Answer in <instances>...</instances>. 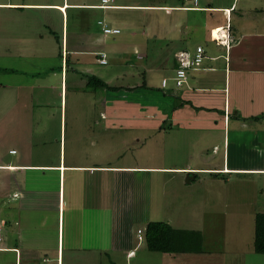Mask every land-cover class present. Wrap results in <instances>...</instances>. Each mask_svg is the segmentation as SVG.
I'll return each mask as SVG.
<instances>
[{"label": "crops", "instance_id": "1", "mask_svg": "<svg viewBox=\"0 0 264 264\" xmlns=\"http://www.w3.org/2000/svg\"><path fill=\"white\" fill-rule=\"evenodd\" d=\"M242 1L109 0L105 7L101 0H0V264H127L147 249L146 226L161 222L142 211L144 202L158 203L152 175L160 173L186 172V183L208 176L203 181L217 198L229 176H249L263 200L249 208L254 235V217L264 213V0ZM102 26L120 32L106 35ZM197 47L201 64L176 86L178 58ZM117 71L127 82L110 86ZM48 74L59 75V86ZM91 77L106 84V98L70 105L67 138L68 90L98 94L86 85ZM57 90L55 107L44 95ZM57 108L58 130L50 133ZM96 111L106 130L140 132L153 121L157 132L167 122L199 129L202 138H223L222 158L194 168L144 165L140 151L152 139L134 133L112 149L92 137Z\"/></svg>", "mask_w": 264, "mask_h": 264}, {"label": "rangeland", "instance_id": "2", "mask_svg": "<svg viewBox=\"0 0 264 264\" xmlns=\"http://www.w3.org/2000/svg\"><path fill=\"white\" fill-rule=\"evenodd\" d=\"M171 1L172 0H156V3L162 4ZM215 1L216 5H229L231 3V0ZM244 3H246L247 6L249 0H243L241 5ZM201 4L202 3H200V5ZM213 15L217 16V13ZM190 18L192 21L194 20L193 17ZM218 29L223 31L222 27L216 28V30ZM194 37L195 40L201 41L200 33L195 32ZM161 48L162 47L159 46V49ZM160 53H163V51H160ZM188 57H190L188 54H181V57L178 58V62L186 64ZM186 70L187 69H185V73ZM55 71L58 72L57 70ZM118 73L117 71L114 75L115 78H111L109 81L110 86L120 87L124 85L123 82H127L126 79L116 78L118 75H121ZM48 80L50 82L54 81V83L59 86V75L52 77V74H48ZM70 83H72V75L68 72L69 86ZM137 83H139V81H137ZM98 91L99 93L96 95L88 93L85 97H78V95L74 96V92L72 93L68 90L66 98L68 111L67 138H71L69 135L71 126L69 115L70 112H72V107L70 105L76 102H81L83 104H99L104 101L106 95L105 91L102 92V89ZM117 94L118 90L117 92H112L111 98L117 99ZM127 95L128 97H137L138 93L127 91ZM44 96L46 101L51 102L54 106L59 105L58 90L52 94L46 93ZM100 96H102V99ZM53 113H55L54 118H49L47 121L50 133H55L59 126L57 117L58 108L56 111L53 110ZM88 122L94 123L93 128H95V130L92 131V137L100 138L101 136V138H106L112 149H120L121 141L126 138H132L134 133H138L143 137L145 136V138H151V145L147 142L140 151L141 162L144 165L153 164L156 160L158 165L188 166L194 168L216 166L220 163L219 160L222 158L223 138H216L217 136L214 138H202L200 136L202 135V131L199 129H192L191 131L183 130L177 127H171L170 123L167 122L164 124L162 131L157 132L152 129L154 125L153 121V123L151 122L150 124L151 126L147 125L142 128L140 132L135 128H132V132H130L127 128L123 130L119 127H116V129L107 128L109 130H106V126L104 127V123L99 119V111H96L94 119ZM79 130L83 132L85 127L81 129L79 127ZM87 138H89V136H87ZM153 138L155 140H153ZM154 141L156 145L153 143ZM216 143L218 145L217 147H219V151L213 153L212 147ZM152 176L157 178V194L161 191L162 195L160 194L161 196H158V203L156 202L157 198H154L155 200L153 201L151 196L152 201L150 202L148 200L144 202L145 205H148L145 206L142 211L148 214V217L152 221H161L176 229L203 232V250L205 253L164 254L150 252L143 245L136 251V254L128 260L127 264H264V254H258L254 251V235L251 233L252 227L251 222H249V208H252L250 205L254 199L259 197L258 193L249 185V176H229L226 186H224L226 187L225 193L218 198V195L212 197V193H210L211 190L207 185L208 183L203 181L204 177L208 178V176L197 175V177L189 183L185 181L186 172H184V174L160 173ZM149 184L152 187L154 185V183L151 182ZM162 185L164 189H161ZM257 202L261 204L263 200L259 197L257 198ZM255 211L259 210L255 209ZM213 213H221V215L217 216L218 214L215 215ZM112 257L113 256H111V258ZM102 264H107L105 259L102 260Z\"/></svg>", "mask_w": 264, "mask_h": 264}, {"label": "trees", "instance_id": "3", "mask_svg": "<svg viewBox=\"0 0 264 264\" xmlns=\"http://www.w3.org/2000/svg\"><path fill=\"white\" fill-rule=\"evenodd\" d=\"M90 89H104L106 84L91 77L87 79ZM145 243L148 251L165 254H203V237L199 231L175 229L167 223L150 222L145 229ZM254 251L264 254V213L254 217Z\"/></svg>", "mask_w": 264, "mask_h": 264}, {"label": "built area", "instance_id": "4", "mask_svg": "<svg viewBox=\"0 0 264 264\" xmlns=\"http://www.w3.org/2000/svg\"><path fill=\"white\" fill-rule=\"evenodd\" d=\"M101 2L105 4V7H108L106 5H108L109 0H101ZM184 2H191L193 3V6L197 5V0H184ZM193 8H196V7H192L190 9H193ZM101 29H102V32L106 35H114V34L119 33L118 29H114V28L111 29V28H107L106 26H102ZM202 53H203V49L198 47L196 49V54L192 57H188L186 64L179 62L180 67L176 70V77L174 79L176 86L178 87L182 86L185 75H186L185 69L192 68L194 65L201 64L203 60ZM162 85L163 86L165 85V81H163ZM138 233H140V231H138Z\"/></svg>", "mask_w": 264, "mask_h": 264}, {"label": "bare ground", "instance_id": "5", "mask_svg": "<svg viewBox=\"0 0 264 264\" xmlns=\"http://www.w3.org/2000/svg\"><path fill=\"white\" fill-rule=\"evenodd\" d=\"M212 37L218 40H223L224 35L221 31H214Z\"/></svg>", "mask_w": 264, "mask_h": 264}, {"label": "water", "instance_id": "6", "mask_svg": "<svg viewBox=\"0 0 264 264\" xmlns=\"http://www.w3.org/2000/svg\"><path fill=\"white\" fill-rule=\"evenodd\" d=\"M187 177H188V179H193V177H192L191 175H188ZM187 181H188V180H187Z\"/></svg>", "mask_w": 264, "mask_h": 264}]
</instances>
